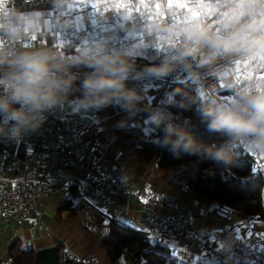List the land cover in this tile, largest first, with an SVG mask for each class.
Masks as SVG:
<instances>
[{"label": "built area", "instance_id": "obj_1", "mask_svg": "<svg viewBox=\"0 0 264 264\" xmlns=\"http://www.w3.org/2000/svg\"><path fill=\"white\" fill-rule=\"evenodd\" d=\"M7 1L16 14L52 12L56 18L69 20L70 27H56L54 32L63 44L75 43L77 49L88 52L85 54L106 58L125 51L150 62L152 68L149 70L133 69L137 72L135 81L140 87L146 85L152 90L151 113L158 109L164 111L171 99V87L187 82L197 84L209 98L232 103L229 97L218 93L220 74L205 72V68L214 64L213 56L220 43L226 47L228 41L241 35L255 33L256 39L248 46L252 60L249 68L240 70L237 91L251 87L258 90L264 84V0H187L193 11H199L201 15L193 20L187 10L175 9L182 14L175 21H168L173 11L167 8L168 0H145L152 5L161 3L163 8L159 13L154 7L139 8L140 0H127L133 7L121 8L119 12L113 6L125 0ZM201 3L208 7L198 8ZM93 4L99 7L94 8ZM259 23L261 26L256 30ZM5 49L18 50L10 45ZM222 51L223 58L229 57V53ZM164 65H170L172 71L164 75L153 72L155 66ZM83 68V73H75L79 80L84 79L81 75L87 76L93 71L88 66ZM0 94H4L3 89H0ZM102 136L89 114L72 117L64 125L62 119L52 113H46V119L37 131H29L20 138L3 135L0 153L20 161L18 169L21 175L17 184L0 191V230L8 221H13L17 227L24 226L33 215L39 225L44 224L42 215L38 213V202L45 197H62L64 201H71L77 213L94 221H99L98 216L101 215L118 220L121 207L112 196L121 195L148 216L139 218L136 224L154 240L163 242L171 238L182 241L185 252L189 253L194 247L219 264H264V238L261 236L247 239L228 234L223 239L224 249H221L209 237L191 233L192 223L185 212L177 211L172 215L157 213L158 207H174L175 201L168 195L154 197L136 189L123 175L122 165L103 161L99 157ZM146 139L157 141L156 128L148 131ZM241 148L243 154L252 159L254 169L263 173L264 153L251 152L243 145ZM76 155L89 163V171L84 184L73 186L59 168ZM190 188L191 184L184 181L183 190L187 192ZM214 213L229 223H234L238 215L221 202L214 204ZM6 240L10 241L9 238ZM64 254L62 252L61 262ZM70 258L79 264H100L95 252L82 256L72 254Z\"/></svg>", "mask_w": 264, "mask_h": 264}, {"label": "crops", "instance_id": "obj_2", "mask_svg": "<svg viewBox=\"0 0 264 264\" xmlns=\"http://www.w3.org/2000/svg\"><path fill=\"white\" fill-rule=\"evenodd\" d=\"M1 10V9H0ZM2 11V10H1ZM35 17V16H34ZM5 24V23H4ZM70 27L71 23H66ZM261 24L256 25L259 30ZM20 37V36H15ZM54 42V41H53ZM251 43L243 44L236 49L227 51V46L222 43L218 45V50L213 56V63L205 68V72H217L221 76L220 89L236 87L240 81V70L250 67L252 51L248 50ZM224 52L229 53V57L242 54L236 59L235 64H224L227 59L220 56ZM243 51V52H242ZM88 53V52H84ZM9 55V54H8ZM136 73L130 72L127 83L130 89L139 93V100L135 108L128 109L123 104L111 103L100 107L85 106L82 103L83 91L75 89L69 92L62 102L48 113L60 117L66 125L72 117L89 114L96 125L103 133L102 150L99 157L103 161L115 162L123 167V175L136 187L143 190L150 196L158 197L168 195L176 205L174 207H158L159 214L172 215L177 211L185 212L192 223L191 233L199 237H209L218 248L224 249L223 239L228 234L238 237L252 239L253 237L264 238V220L248 219L243 213L236 216L234 223H229L217 217L214 213V201L198 196L193 189L185 193L183 190V178L174 172H168L149 164L137 151L135 144L127 140L121 132L125 127L138 126L148 129L151 123L152 90L149 86L140 87L135 81ZM261 88H264V84ZM239 92H234L229 99L233 102L238 97ZM5 118L0 116V123ZM153 126H150L151 129ZM0 141L3 135H0ZM18 160L9 157L5 153H0V191L17 184L19 178ZM59 171L64 174L67 181L73 185H82L88 176L89 163L80 155L74 159H69L61 165ZM112 198L120 205L118 220L122 223L136 227L139 218H147L143 210L136 204L128 201L121 195H113ZM64 202L62 197H45L38 202V213L44 219V224L39 225L35 215L28 224L17 227L13 221H8L0 230V251L2 252L0 264L8 261L5 250L9 244L19 239L24 246H33L37 249L50 245L61 244L62 252L70 257L72 254L78 256L89 252L97 251L101 264L107 263L104 253L99 249L100 234L95 227V221L79 213L67 214L59 212L56 206H61ZM244 216V217H243ZM100 219V216H98ZM98 219V220H99ZM98 222V221H97ZM10 239V242L6 240ZM169 248L172 255L181 262L189 264H219L218 261L210 257L205 252H199L196 248H191L189 253L183 249V242L176 239H166L163 241ZM264 252V247L262 248Z\"/></svg>", "mask_w": 264, "mask_h": 264}, {"label": "clouds", "instance_id": "obj_3", "mask_svg": "<svg viewBox=\"0 0 264 264\" xmlns=\"http://www.w3.org/2000/svg\"><path fill=\"white\" fill-rule=\"evenodd\" d=\"M122 60L125 58H93L91 54L70 60L46 46L0 54V89L4 90L0 94V116L5 118L0 123V135L20 138L29 131H37L46 113L77 89L79 76L72 69L82 65L93 69L79 84L84 93L83 105L100 107L115 102L128 109L135 108L140 96L128 87L131 68ZM170 71V65L153 68L157 75ZM180 104L185 108L199 104L202 122L220 138V143H202L190 131L173 124L171 113L154 110L152 122L164 126L160 146L177 158L192 155L198 157L196 163L212 161L229 167L235 163L236 150L241 145L251 152L264 153V91L255 87L243 89L232 103L188 94Z\"/></svg>", "mask_w": 264, "mask_h": 264}, {"label": "trees", "instance_id": "obj_4", "mask_svg": "<svg viewBox=\"0 0 264 264\" xmlns=\"http://www.w3.org/2000/svg\"><path fill=\"white\" fill-rule=\"evenodd\" d=\"M48 47L54 48L70 60L88 55L82 52L81 49H77L75 43L50 42ZM0 54L11 55L12 53L3 47ZM238 55L240 57L242 54ZM96 57L99 56H93V58ZM120 57L125 58L131 72L136 73L134 67L144 70L152 68L150 62L125 51L110 55L105 59ZM125 60H122L121 63H124ZM235 61L236 59L233 56L226 59L224 64L233 65ZM82 76L83 78L86 77V75ZM81 81L77 80V89H80L79 84ZM237 90V87L224 88L220 89L218 93L229 97ZM188 94H200L204 98H209L198 89L195 83L187 82L174 85L170 89L171 99L164 111L172 114L171 122L173 124L193 133L198 141L205 144L214 142L219 144L220 138L210 133L202 122L199 104L190 108H185L180 104V101L186 98ZM150 126L156 128L157 141L155 142L146 139ZM149 127L148 129L138 126L125 127L119 132L135 144L140 156L149 164L179 174L184 181L191 184L192 189L198 196L215 203L221 202L236 212L264 220V174L254 169L252 159L244 155L243 151L238 157V161L229 167L217 165L212 161L196 163L197 156L183 155L177 158L167 148L160 146V139L164 135L163 125L157 126L151 121ZM19 162L18 160V164ZM65 210L70 214L77 213L73 203L68 200H65L58 207L59 212ZM95 227L100 231L99 246L109 264H187L176 259L165 243L152 239L148 232L143 229L126 225L119 220H112L106 215H101L100 220L95 223ZM9 246L8 261L3 264H37L35 258L37 248L24 246L19 239L13 241ZM61 264L79 263L64 254Z\"/></svg>", "mask_w": 264, "mask_h": 264}, {"label": "rangeland", "instance_id": "obj_5", "mask_svg": "<svg viewBox=\"0 0 264 264\" xmlns=\"http://www.w3.org/2000/svg\"><path fill=\"white\" fill-rule=\"evenodd\" d=\"M66 8L67 5L64 6V9ZM0 9L2 10V11L0 10V50L6 45H10L11 48H18V50H22V49H31L33 47H38V46L48 47L50 46V42L53 43L54 40H55L54 42L56 43H59V41L62 42V40L58 37V35L54 31L56 27H63L66 26L65 25L66 23H70L69 20L64 21L62 19L54 17L52 12L16 14L12 11L10 4L7 0H0ZM34 16L39 17V20L31 19V17ZM15 36H20V37L15 38ZM255 39H256L255 33L241 35L237 38H234L232 41H228V43H226V46L228 45L226 49L227 51H231L233 49H236L237 47H240L243 44L252 43ZM10 52L14 53L13 50H11ZM220 56H223V54L221 53ZM234 57L235 59H238L239 55ZM204 60H207V58ZM72 71L74 73L76 72L83 73L85 69L83 68L82 65L79 67H74ZM241 152L242 150L240 146L236 150L237 158L235 163L238 161V157L241 155ZM20 175H21V171H19L18 181L20 179ZM189 191H191V188ZM184 192L187 193L186 191ZM64 213L70 214V212H67V210H65ZM57 245L59 247L60 259H61L62 245L58 243ZM99 249L101 250L100 246ZM4 250L6 253L5 255H7L5 257L8 258V248ZM93 252L97 253L98 255L97 251H93ZM1 254L2 252L0 251V256ZM0 262H2L1 259ZM38 264H43V263L38 262Z\"/></svg>", "mask_w": 264, "mask_h": 264}, {"label": "snow or ice", "instance_id": "obj_6", "mask_svg": "<svg viewBox=\"0 0 264 264\" xmlns=\"http://www.w3.org/2000/svg\"><path fill=\"white\" fill-rule=\"evenodd\" d=\"M92 7L97 8V7H99V5L93 4ZM113 7H114L115 11L119 12V10L121 8L129 9V8L133 7V5L130 2H127V0H125V2H122L121 4L115 5ZM151 7H154L156 12L159 13L160 10L163 8V5L159 2L152 5V4L146 3L145 0H140L139 8L147 9V8H151ZM197 7L198 8H207L208 5L201 3ZM139 8H137V11H139ZM167 8L169 10H173L171 12V16L168 18V21H175L178 17H180L182 15L180 12L175 11V9L187 10V12L189 14H191V18L193 20H195L198 16L201 15V13L199 11H193V6L190 5L187 2V0H168ZM185 21H182V22H185ZM262 78H264V77H262ZM258 91H264V88H258Z\"/></svg>", "mask_w": 264, "mask_h": 264}, {"label": "water", "instance_id": "obj_7", "mask_svg": "<svg viewBox=\"0 0 264 264\" xmlns=\"http://www.w3.org/2000/svg\"><path fill=\"white\" fill-rule=\"evenodd\" d=\"M36 262H42L43 264H60V251L57 244L42 247L36 251Z\"/></svg>", "mask_w": 264, "mask_h": 264}, {"label": "bare ground", "instance_id": "obj_8", "mask_svg": "<svg viewBox=\"0 0 264 264\" xmlns=\"http://www.w3.org/2000/svg\"><path fill=\"white\" fill-rule=\"evenodd\" d=\"M1 138V137H0ZM9 241V240H8ZM12 244V243H11ZM10 247V246H9Z\"/></svg>", "mask_w": 264, "mask_h": 264}]
</instances>
